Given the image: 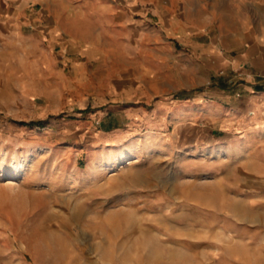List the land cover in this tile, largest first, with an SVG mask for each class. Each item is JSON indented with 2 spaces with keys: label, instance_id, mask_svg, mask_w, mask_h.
I'll list each match as a JSON object with an SVG mask.
<instances>
[{
  "label": "rangeland",
  "instance_id": "obj_1",
  "mask_svg": "<svg viewBox=\"0 0 264 264\" xmlns=\"http://www.w3.org/2000/svg\"><path fill=\"white\" fill-rule=\"evenodd\" d=\"M188 1L202 14L249 9ZM16 52L0 56V264H264V121L241 130L218 113L232 109L242 79L200 78L204 57L192 53L188 88L178 75L174 96L148 103L176 100L195 117L213 107L214 121L186 130L116 113L113 126L110 109L143 104L123 99L124 65L91 64L80 80L64 61L29 73Z\"/></svg>",
  "mask_w": 264,
  "mask_h": 264
},
{
  "label": "crops",
  "instance_id": "obj_2",
  "mask_svg": "<svg viewBox=\"0 0 264 264\" xmlns=\"http://www.w3.org/2000/svg\"><path fill=\"white\" fill-rule=\"evenodd\" d=\"M49 1L0 0V56L2 48L17 50L29 73L70 62L80 80L91 64L124 65L117 82L129 88L123 99L140 98L143 104L110 109L108 121L113 126L118 122L116 113L129 122L141 119L150 126L175 129L180 123L186 130L193 129L195 120L202 125L214 121L213 107L195 117L192 107L179 106L176 100L148 103L163 93L174 96L178 75L181 86L188 88L194 75L193 54L204 57L200 78L217 71L244 81L232 109L218 110L224 114L219 116L224 127L238 123L237 129L243 130L253 118L264 121V0H242L249 8L243 13L221 12L212 4L203 14L194 11L188 0H169L166 6L160 0ZM147 3H154L156 24L148 22ZM178 47L191 53H181ZM147 79L153 85L141 88ZM111 87L113 94V80ZM248 113L254 116L248 119Z\"/></svg>",
  "mask_w": 264,
  "mask_h": 264
}]
</instances>
